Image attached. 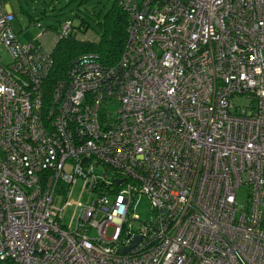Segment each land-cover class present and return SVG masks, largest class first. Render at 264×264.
<instances>
[{
    "label": "built area",
    "instance_id": "1",
    "mask_svg": "<svg viewBox=\"0 0 264 264\" xmlns=\"http://www.w3.org/2000/svg\"><path fill=\"white\" fill-rule=\"evenodd\" d=\"M9 1L0 264H264V0H118L119 59L83 55L48 102L52 53L20 42Z\"/></svg>",
    "mask_w": 264,
    "mask_h": 264
},
{
    "label": "rangeland",
    "instance_id": "2",
    "mask_svg": "<svg viewBox=\"0 0 264 264\" xmlns=\"http://www.w3.org/2000/svg\"><path fill=\"white\" fill-rule=\"evenodd\" d=\"M114 0H10L11 9L15 12V19L12 22L13 28L18 33L20 42L28 44L37 40L42 46L51 50L54 46V38L57 37L61 30L60 24L67 18H72L74 24H78L81 18L92 30L82 35L85 39L95 40L97 34L100 33L99 27L96 25L98 16L111 9ZM78 15V16H76ZM37 24H40L38 26ZM93 31L95 33H93ZM0 57L3 62L10 60L5 49L0 46ZM244 100L238 99L235 102L241 104ZM109 110L114 114L119 108L116 101L108 106ZM79 183L76 185L75 191L72 194V199H77L79 195ZM87 195L81 196V200L85 201ZM246 199V190L241 188L238 193L237 201L244 202ZM136 213L140 218L150 220L152 213L150 203L145 195H140L135 206ZM73 212V207H68L65 218ZM88 235L93 237L96 235V230L89 231Z\"/></svg>",
    "mask_w": 264,
    "mask_h": 264
},
{
    "label": "trees",
    "instance_id": "3",
    "mask_svg": "<svg viewBox=\"0 0 264 264\" xmlns=\"http://www.w3.org/2000/svg\"><path fill=\"white\" fill-rule=\"evenodd\" d=\"M67 19L73 23L72 18ZM128 24V13L119 5L118 0H114L112 8L98 16L96 25L101 31L97 34V39L88 40L82 37L85 33L92 32L82 18L78 24L73 23L74 29L67 36L58 37L57 35L54 38V46L50 50L53 66L44 84V101H49L53 84L59 79L68 78L73 63L83 55L97 56L106 65L114 64L126 44Z\"/></svg>",
    "mask_w": 264,
    "mask_h": 264
},
{
    "label": "water",
    "instance_id": "4",
    "mask_svg": "<svg viewBox=\"0 0 264 264\" xmlns=\"http://www.w3.org/2000/svg\"><path fill=\"white\" fill-rule=\"evenodd\" d=\"M140 238L139 237H137L133 242L135 243L136 241H138Z\"/></svg>",
    "mask_w": 264,
    "mask_h": 264
},
{
    "label": "bare ground",
    "instance_id": "5",
    "mask_svg": "<svg viewBox=\"0 0 264 264\" xmlns=\"http://www.w3.org/2000/svg\"><path fill=\"white\" fill-rule=\"evenodd\" d=\"M127 248L124 249V252H126Z\"/></svg>",
    "mask_w": 264,
    "mask_h": 264
},
{
    "label": "clouds",
    "instance_id": "6",
    "mask_svg": "<svg viewBox=\"0 0 264 264\" xmlns=\"http://www.w3.org/2000/svg\"><path fill=\"white\" fill-rule=\"evenodd\" d=\"M15 13V12H14ZM38 26L40 25V24H37Z\"/></svg>",
    "mask_w": 264,
    "mask_h": 264
}]
</instances>
